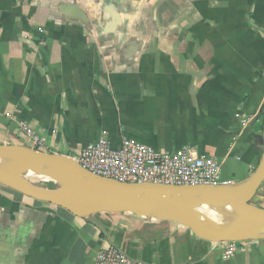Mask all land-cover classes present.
<instances>
[{
	"label": "crops",
	"instance_id": "1",
	"mask_svg": "<svg viewBox=\"0 0 264 264\" xmlns=\"http://www.w3.org/2000/svg\"><path fill=\"white\" fill-rule=\"evenodd\" d=\"M123 138L190 148L241 186L264 150V0H0V145L78 162ZM91 219L0 185V264H93L110 245L147 264H264V240L226 257L174 222Z\"/></svg>",
	"mask_w": 264,
	"mask_h": 264
},
{
	"label": "water",
	"instance_id": "2",
	"mask_svg": "<svg viewBox=\"0 0 264 264\" xmlns=\"http://www.w3.org/2000/svg\"><path fill=\"white\" fill-rule=\"evenodd\" d=\"M56 182L58 189L34 184L27 172ZM264 183V150L258 167L239 187L218 184L120 183L84 169L77 161L25 146L0 145V185L26 198L50 204L79 219L99 213H130L174 222L198 238L218 244L264 240V209L252 204ZM210 207L232 219L213 224L196 211ZM92 224L100 226L91 219Z\"/></svg>",
	"mask_w": 264,
	"mask_h": 264
},
{
	"label": "built area",
	"instance_id": "3",
	"mask_svg": "<svg viewBox=\"0 0 264 264\" xmlns=\"http://www.w3.org/2000/svg\"><path fill=\"white\" fill-rule=\"evenodd\" d=\"M78 163L95 175L120 183H155L163 185L221 184L218 163L199 157L192 149L175 154L160 153L149 146L123 138L117 147L106 139L87 146ZM226 257L237 244L225 242ZM93 264H147L127 256L115 246L101 250Z\"/></svg>",
	"mask_w": 264,
	"mask_h": 264
},
{
	"label": "bare ground",
	"instance_id": "4",
	"mask_svg": "<svg viewBox=\"0 0 264 264\" xmlns=\"http://www.w3.org/2000/svg\"><path fill=\"white\" fill-rule=\"evenodd\" d=\"M35 177H37L36 169L34 166H32L28 169L27 179L33 182ZM199 211H203L201 215H203L206 218V221L209 223L220 224V225L221 224L227 225L232 223V219L229 216L221 212H218L214 209H211L210 207H205L196 212Z\"/></svg>",
	"mask_w": 264,
	"mask_h": 264
},
{
	"label": "rangeland",
	"instance_id": "5",
	"mask_svg": "<svg viewBox=\"0 0 264 264\" xmlns=\"http://www.w3.org/2000/svg\"><path fill=\"white\" fill-rule=\"evenodd\" d=\"M33 183L37 184L41 187H46V188H50V189H58L59 188V185L56 182H54L50 179L44 178V177H40V176L35 177ZM197 213L201 214V213H203V211H199ZM103 214H106V213H103Z\"/></svg>",
	"mask_w": 264,
	"mask_h": 264
}]
</instances>
